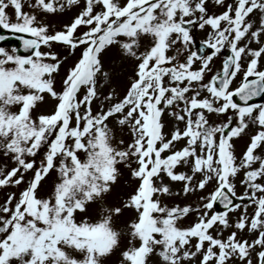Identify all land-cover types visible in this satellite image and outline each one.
Here are the masks:
<instances>
[{
	"label": "snow or ice",
	"instance_id": "obj_1",
	"mask_svg": "<svg viewBox=\"0 0 264 264\" xmlns=\"http://www.w3.org/2000/svg\"><path fill=\"white\" fill-rule=\"evenodd\" d=\"M25 2L0 0V30L18 34L20 45L0 47V158L10 162L0 166V190L19 189L0 203V264H104L122 238L119 264H191L197 256L198 264H253L251 253L264 249V158L256 154L264 150V102H256L264 100V0H30L32 14ZM209 2L223 10L209 14ZM72 8L78 12L62 30L38 18ZM206 28L197 44L193 31ZM246 37L258 48L241 46ZM113 49L134 62L132 75L124 94L109 93L108 107L94 113L98 78H110L101 57ZM77 50L57 90L61 67ZM45 97L52 110L33 115ZM164 115L183 128L166 137ZM110 120L130 130V143L117 140ZM250 127L237 159L233 141ZM118 165L136 185L107 205ZM181 166L187 171H176ZM241 172L245 192L237 196ZM50 173L55 179L42 193ZM165 179L181 189L174 193ZM210 183L195 206L162 199L195 195ZM92 205L95 220L85 215ZM125 211L134 217L118 229ZM189 216L194 222L181 227ZM245 230L256 234L251 243L238 238ZM255 254L264 264V250Z\"/></svg>",
	"mask_w": 264,
	"mask_h": 264
},
{
	"label": "rangeland",
	"instance_id": "obj_2",
	"mask_svg": "<svg viewBox=\"0 0 264 264\" xmlns=\"http://www.w3.org/2000/svg\"><path fill=\"white\" fill-rule=\"evenodd\" d=\"M28 2H30V0H26L24 11H27L30 14H32V10L27 7ZM228 2H233V0H228ZM207 8H208L209 14H213V13L219 14L223 10L217 6H214L211 2L208 3ZM77 12H78L77 8H72V9H66L63 13L48 14V15L39 14L38 18L41 19L44 23H46L49 26L50 30L51 29L62 30L63 27L66 24H68L70 20L77 14ZM8 14L10 17H12L13 14H12L11 9L8 10ZM259 15L260 14L258 12H254L248 18L250 21L253 22L254 29L255 27H258ZM208 32H209V29L207 28L204 30H194L193 31V36L195 40L197 41V44H199L200 41L207 38ZM260 41L261 43H264V35L260 37ZM244 44H247L248 47L253 50L257 49L259 46L255 42H250L247 37L241 42V46H243ZM0 47H4L6 50H11V48H13L14 46L5 45V46H0ZM56 50L60 51L62 55L65 54L62 49H56ZM78 55H79V50H77L74 56L69 57V59L62 65L61 70H60V76L57 77V84H56L57 90H59L60 88V79L61 77H63L65 69H67L72 64V62L75 60V58ZM221 59L222 57L215 59L213 63V72H216L220 69ZM101 60L104 65V69L110 73V78L108 81H104L102 78H98L97 95L99 98L93 101L92 110L94 113L98 111L100 108L106 109L108 107V102L104 99V97L108 95L109 93H111L115 99L120 98L124 94L125 89L128 84V78L132 75V71L134 67L133 61H123L122 62L121 58L116 54L114 49L105 53L101 57ZM259 65L264 67V59H261L259 61ZM241 67L242 69L245 67L244 61H241ZM239 80H240V75L237 76L236 81L233 84V87H235L236 84L239 83ZM259 102H264V100H261ZM53 104H54L53 101H51L48 97H45V101L38 105L36 112H34L33 115L37 113H42V114L49 113L52 110ZM162 119L165 125L163 132L166 137H168L171 131L175 130L176 128L182 129L184 126L181 122L175 121L172 117L167 116V115H164ZM210 119H215V118H210ZM216 122H219V121L217 120ZM109 126L113 128L117 140H123L125 145L131 142L132 138H131L130 130L128 128H124L121 130L111 120L109 121ZM254 131L255 129L250 127L248 129V134L242 135L240 138L233 141L237 159H239L240 155L245 150L249 142V136L251 134H254ZM183 144H184V141L176 142V145H175L176 149L181 148ZM256 154L261 155L262 158H264V150H258ZM41 156H42V152L35 158L37 163L39 162ZM5 163H7L10 166V162H5L3 158H0V166H4ZM132 166L135 167V164L133 163ZM253 167H256V165H253ZM118 168L120 170V177L118 178L116 184L113 186L111 192L107 194L105 197L104 203L107 205L118 204L122 198H126L132 192L133 188L136 185V182L131 180L130 173L127 169L119 165H118ZM176 171L184 172V171H187V169L181 166V167H178ZM30 175L31 174L29 173V176ZM242 178H243V173L241 172L233 180V183L236 185L235 190H236L237 196L243 195L245 192V187L241 184ZM54 179H55V173H50L49 176L45 179V181L42 182V188H41L42 193L47 192L48 190L51 189ZM165 183L169 184L171 190L174 193L178 192L182 187L180 182L172 183V182L167 181V179H165ZM212 190H213V183H210L205 190H203L202 192H198L195 195H190L188 197L172 196V197H164L162 199L165 202H167L169 205L180 204L181 206H183L185 204H192L193 206H195L200 196L206 197L210 194ZM18 191L19 189H13V188H6V189L0 190V203H3L4 197L7 193L18 192ZM236 203L242 204L241 201H236ZM215 210L218 211L216 207H215ZM247 211L249 214L252 213L251 205L248 207ZM239 214H240L239 211L235 214H229L230 222L234 221L236 216H238ZM85 215L91 220H95L97 218L96 205H92ZM133 217H134L133 212L125 211L124 214L117 219L116 227L118 229H123L126 223ZM79 218L80 217L78 216V219ZM194 220H195L194 216H189L185 218V220L182 222L180 226L188 227L194 222ZM230 231L231 229L225 230L223 232V236L226 237ZM213 234L215 235V232H213ZM237 235H238V238L242 236L244 239H247L249 243H251V241L255 238L256 234L249 233L247 232V230H245L243 233L238 232ZM192 243H195V241H193ZM125 247H126V239L122 238L120 248L114 251L109 257L105 258L104 264H119L120 252L124 250ZM259 250H264V249L257 248L255 251H259ZM255 251L251 253V259L253 261V264H258ZM198 261H199V256L194 258L191 264H198ZM153 264H155V258H153ZM233 264H239V262L234 259Z\"/></svg>",
	"mask_w": 264,
	"mask_h": 264
},
{
	"label": "water",
	"instance_id": "obj_3",
	"mask_svg": "<svg viewBox=\"0 0 264 264\" xmlns=\"http://www.w3.org/2000/svg\"><path fill=\"white\" fill-rule=\"evenodd\" d=\"M17 35H14V34H10L8 35L7 39L6 40H11V41H14V42H19V40L16 38ZM219 208L222 209V207L218 204Z\"/></svg>",
	"mask_w": 264,
	"mask_h": 264
}]
</instances>
